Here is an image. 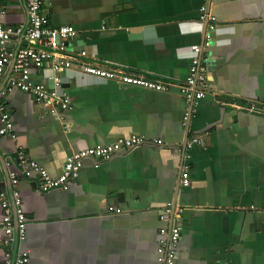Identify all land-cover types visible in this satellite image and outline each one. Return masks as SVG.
Listing matches in <instances>:
<instances>
[{"label":"crops","instance_id":"obj_1","mask_svg":"<svg viewBox=\"0 0 264 264\" xmlns=\"http://www.w3.org/2000/svg\"><path fill=\"white\" fill-rule=\"evenodd\" d=\"M44 2L51 26L78 31L72 49L174 84L185 80L202 44L204 3L216 27L203 52L207 93L186 126L188 105L175 86L157 92L67 71L62 87L71 104L59 114L25 93L7 97L15 138L0 136V160L21 147L51 177L78 151L131 136L144 140L97 167L83 160L67 190L44 192L34 180H19L27 223L19 246L28 249V264H159L160 230L173 217L159 220L166 206L180 228L173 264H264V0ZM26 22L23 0H0L1 25ZM19 45L6 49L12 55ZM10 73L11 65L3 82ZM46 73L32 70L33 81L46 82ZM192 136L201 145L188 148ZM183 164L188 186L180 182ZM14 170L0 169V191L10 202L7 174ZM3 238L0 207V264L13 249Z\"/></svg>","mask_w":264,"mask_h":264},{"label":"built area","instance_id":"obj_2","mask_svg":"<svg viewBox=\"0 0 264 264\" xmlns=\"http://www.w3.org/2000/svg\"><path fill=\"white\" fill-rule=\"evenodd\" d=\"M27 22L26 25L7 27L0 24V136L15 138L13 122L7 108V97L13 92L29 95L35 103L46 106L49 113L63 112L70 109V96L62 87V74L67 71L79 72L91 77L110 79L125 85H133L157 92H170L171 88L177 89L186 104L187 111L183 116V125L193 116L194 105L204 98L207 93L206 64L207 56L203 54L213 42V32L216 27L215 17L209 12L204 3L200 8V20L206 22L202 44L194 49L185 80L174 84L158 77H148L144 74L129 72L123 68L95 62L84 49H72L70 41L75 38L78 31L72 26L54 27L49 24L44 0H23ZM17 40L21 45L15 54H10L6 45ZM11 65V73L3 82L5 73ZM47 69L44 74L46 82H34L31 71ZM249 112L256 111L254 106L247 107ZM141 137L131 136L122 138L110 145L95 146L69 155L64 163L62 173L51 177L47 171L30 160L21 147L16 148L13 158L0 162L2 167L14 166V171H9L7 178L12 187L11 199L16 218L18 244L26 239V218L21 210V198L16 186L19 180H34L41 191L67 190L69 183L77 177L83 160L90 159L94 167L98 163L110 158L121 149H131L143 144ZM158 144L160 140L156 141ZM201 145V139L192 136L187 147ZM188 157L187 155L185 156ZM188 164L181 167V184L188 186ZM6 194L0 191V207L2 210L3 244L12 246L14 237L13 211ZM175 211L166 206L159 211V220L166 221L172 215L171 225L160 230L162 236L156 249L159 264H173L180 239V228L174 218ZM11 253H5L3 264H10ZM29 251L18 245V252L13 264H28Z\"/></svg>","mask_w":264,"mask_h":264},{"label":"water","instance_id":"obj_3","mask_svg":"<svg viewBox=\"0 0 264 264\" xmlns=\"http://www.w3.org/2000/svg\"><path fill=\"white\" fill-rule=\"evenodd\" d=\"M0 162L2 163L3 160H0ZM3 168V167H2ZM12 191V190H11ZM11 207H12V211H13V220H14V237H15V240H14V243H13V246H12V253H11V259H10V264H13L14 262V259L16 257V254L18 252V239H17V230H16V218H15V215H14V206L11 202Z\"/></svg>","mask_w":264,"mask_h":264}]
</instances>
